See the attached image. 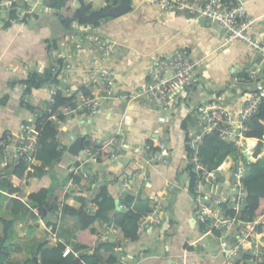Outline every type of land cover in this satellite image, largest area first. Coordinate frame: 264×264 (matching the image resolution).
Wrapping results in <instances>:
<instances>
[{
  "label": "crops",
  "instance_id": "0c3cea01",
  "mask_svg": "<svg viewBox=\"0 0 264 264\" xmlns=\"http://www.w3.org/2000/svg\"><path fill=\"white\" fill-rule=\"evenodd\" d=\"M40 1H17L12 6L21 8L20 13L17 11L16 20L11 18L9 11H0V138L7 134L12 137L9 159H14V145L24 123L33 114L32 110L22 105L23 96L31 107L38 110L47 107L50 90L56 85L67 96L83 93L87 89L90 95L100 97L104 95V88L88 80L87 69L103 66L114 71V97L104 99L95 109L85 108L72 113L61 126V144L67 147L62 158L44 161L36 155V148L30 170L19 185L13 183L18 190L6 192L9 186L5 182L1 188L4 194L8 199L22 200L17 195L29 199L31 193L42 188L52 189L55 195L61 190L64 197L60 202L80 208L84 202L87 205L92 203L107 187L115 197V205L117 199L121 205L126 195H132L123 189V180L139 181L141 186L137 195H132H135L132 208L145 217L152 211L150 199L155 198L165 204V211L161 224L145 227L144 230L141 227L137 240H122L123 249L119 255L126 264H230L220 248L219 238L206 233L197 220L196 206L189 190L192 176L188 163V140L198 129L197 109L204 104L218 102L235 118L238 117L253 82L236 79L248 74L252 68L258 69L257 77H264L263 56L241 41L226 44V32L216 21L196 18L189 12L171 11L150 0H130L126 13L107 17L98 26L113 43L112 54L104 58L101 50L89 51L90 34L76 32L73 37V29L67 28L69 31L60 30L55 35L53 21L46 17L40 23L31 25L28 18L34 21L38 18L34 15L53 10ZM85 1L87 5H93L88 11L100 10L109 3V0ZM34 5L37 6L32 13L27 7ZM245 8L255 19L252 33L264 44V0H245ZM19 14L25 18L22 20ZM78 43L84 48L77 50ZM182 47L190 49L193 59H203L199 67V84L178 88L164 105L118 97L145 87L158 61ZM58 53L68 59L71 70H65ZM33 72L41 77L46 73L54 77L33 88L29 95H23L26 87L21 81ZM117 133L122 143L120 153L115 158H103L92 167L96 178L83 181L77 194L67 195L64 187L69 179V167L76 160V156L69 152V146L79 136L87 141L90 138H108ZM161 142L169 149L170 157L165 162H150L151 151L156 146L159 149ZM238 145L236 143L238 159L228 155L223 160L225 165L221 173L223 185L220 195L228 198L226 202L229 205L234 198L229 177L236 163L239 160L255 162L264 159V136L262 139L242 136ZM3 160L4 157L1 168ZM2 170L5 175V169ZM8 199L3 200L2 212L7 210ZM26 209L14 221L17 236L12 241L14 248L9 264L16 259L15 256L23 259L15 264H26L29 258H33L34 247L39 240L42 243L46 242L45 238L47 241H60L48 237L55 223L57 227L53 231L61 242L79 254L85 253L77 249L80 236L87 240L95 233L99 240L107 235L104 224L99 222L83 228L78 220L63 213L59 218L46 214L43 217ZM109 226L114 230L109 231L112 232L109 239L120 240L121 230L112 223ZM2 232L3 225L0 223V235ZM98 254L107 259L112 252L99 250Z\"/></svg>",
  "mask_w": 264,
  "mask_h": 264
},
{
  "label": "built area",
  "instance_id": "2783aa9c",
  "mask_svg": "<svg viewBox=\"0 0 264 264\" xmlns=\"http://www.w3.org/2000/svg\"><path fill=\"white\" fill-rule=\"evenodd\" d=\"M17 1L19 0H0V11L8 13ZM150 1L171 11L189 12L196 18L216 21L226 32V44H234L239 41L244 42L249 45L251 49L260 53L264 58V44L261 39L257 38L252 33L255 19L247 13L245 0ZM36 6L37 5L32 7L28 6L27 9L33 13ZM72 29L73 32L71 35L73 37L76 32L80 34H90L88 49L91 53L101 50L103 51L104 58L112 54L113 43L102 34L98 26L88 23L82 24L76 20L73 22ZM93 29L95 30L94 32H92ZM83 48L84 46L81 43L76 45L77 50ZM57 57L64 62L65 70H71V64L62 53H58ZM202 64L203 59L195 60L192 58L189 48H179L170 56H166L158 61L153 70L151 80L145 87L131 94L119 95L118 97L127 98L129 100H141L154 105H164L168 102L171 94L178 88H190L200 83L201 74L199 72V67ZM257 74L258 69L252 68L248 74L238 77L236 80L253 82ZM87 77L91 83L100 84L104 88V95L94 97L84 93L78 94L74 101L75 107L73 109L63 107L57 112H52L50 119L57 125L63 126L66 121L70 119L71 114L78 110L85 108L95 109L102 104L104 99L114 97V71L112 68L96 66L87 69ZM59 90H61L59 85H56L50 90L48 104L54 102L55 96ZM263 98L264 83L261 86H257L254 92L248 93L246 103L237 118H235L225 106L215 101L200 106L197 109L198 129L196 133L190 135L188 140V145L190 147L188 163L191 167V171L195 173L197 178L194 193H191L192 200L196 206L197 220L201 225L205 226L204 230L206 233L215 235L219 238L220 248L222 252L225 253L227 259H229L230 264H262L264 262V233L259 230V226L264 225V210L251 220H243L241 217L242 208L247 195L243 183L246 163L243 160H239L236 163L229 177H234V183L230 184V188L232 193H235V196L228 207L224 208L221 206L222 203H225L228 199L220 195L223 185L221 183V173L223 172L225 162H221L216 168H212L204 163L200 153V145L207 134L214 132H218L219 136L223 139L235 141L238 145L241 137L245 136L244 132L247 130L246 123L256 114ZM48 110L52 111L51 108ZM39 115L40 113L38 111L33 112L32 118L24 123L23 129L14 145V159L18 160L22 158L27 164V171L30 170L33 164L34 154L39 143L40 132L36 127V118ZM61 116H64L65 119L61 118ZM11 141L12 137L9 134L0 138V148L6 154L2 163V168L4 169L10 166L8 164L10 160H12L9 159ZM84 142L82 151L76 156L75 162L69 167V179L64 187L65 193L77 194L82 187L83 181L96 178V175L92 172V167L99 164L105 157L110 156L115 158L122 149L119 133L108 138H90L87 139V141L84 140ZM103 154L104 156H102ZM169 157V149L161 142L158 150L151 151L149 161L165 162ZM247 162L249 163V161ZM76 176L80 179L77 180ZM140 186L141 183L139 181H130L129 178L124 179L122 182L123 189L132 193V195H137ZM17 197L22 199L27 208L33 211V213L37 216L41 215L38 209L30 205L28 199L19 195H17ZM63 203H65V201H63ZM120 207L121 209L126 208L124 204H121ZM88 208L89 210H94L96 209V205L90 203ZM150 208L152 210L151 213L142 217L140 220V228L142 227L143 230L145 227L152 228L154 224L159 225L163 221L165 204L159 199L151 198ZM230 209L235 213L229 214L228 211ZM60 215H62V210H60L59 214L56 216L59 218ZM103 227L107 231V235L106 237H100V234L99 237L101 240H107L109 239V233L112 234V232L109 231L114 232V230L107 223H105ZM233 229L235 233H232ZM216 232H218L219 235H217ZM48 237L51 240L62 241L58 237L56 231L52 229ZM68 249L74 252L76 256H79V253L72 250V248L68 247ZM117 251L120 253L121 248L118 247ZM244 253L249 255L246 260H242L244 259ZM119 260L122 264H126L125 259H122V255Z\"/></svg>",
  "mask_w": 264,
  "mask_h": 264
},
{
  "label": "trees",
  "instance_id": "16d2710c",
  "mask_svg": "<svg viewBox=\"0 0 264 264\" xmlns=\"http://www.w3.org/2000/svg\"><path fill=\"white\" fill-rule=\"evenodd\" d=\"M121 0H109V3L101 8V11L107 10L111 4L120 3ZM130 1V0H128ZM75 2L76 0H57L55 6H53L52 11H57L62 18H65L75 12ZM89 10L93 8L90 3L87 5ZM51 8V9H52ZM11 18L18 19L17 9L13 7L9 10ZM38 14L34 15L37 17ZM109 17V16H107ZM104 17L98 21L94 26L101 25V21L106 19ZM79 23L86 24L83 20H78ZM67 28L72 30L73 22L66 23ZM54 76L50 73H46L45 76L41 77L37 72L31 73L26 79L21 82L25 85L23 95H29L33 88L41 86L43 82ZM83 93L90 95V91L87 89L83 90ZM77 92L70 96L64 94L62 90H59L55 96V100L51 104H47V107L43 109H36L30 106L29 102L22 98V105L26 106L33 112L38 111L40 115L36 118V127L40 132L39 143L37 146L36 155L43 159L44 161H57L66 152L67 147L61 144L60 136L62 133L61 126L57 125L50 116L52 112H57L60 108L69 107L73 109L75 107L74 101L77 98ZM51 108L52 111L48 109ZM61 118L65 119L64 116ZM247 130L245 135L247 137H256L262 139L264 136V98L259 106L256 114L246 123ZM85 143V142H84ZM39 148V150H38ZM236 143L227 139H223L219 136L218 132L207 134L200 145V153L204 163L208 164L212 168H216L228 155H233L238 159V150ZM153 150H158L157 146ZM6 154L0 148V223L3 225V232L0 235V264H9V258L13 251V240L17 236L15 231L14 221L16 218L23 215V211L27 210L26 204L17 198H9L4 194L1 189L3 183L7 182L8 193H13L18 190V188L13 187V183L20 184L22 179L26 176L27 164L20 159L10 160V166L5 169V175L2 173L1 161ZM104 156V154L102 155ZM246 169L243 176V183L247 191L245 202L242 208L241 217L243 220H251L259 213L264 210V159H259L255 162H246ZM192 176L190 184V192L194 193L196 175L191 171ZM30 173L28 174V176ZM76 179L80 178L76 176ZM5 186V187H7ZM68 193L67 195H70ZM64 197V193L60 190L56 195L53 193L52 189L42 188L38 192H33L29 195L28 202L34 208H37L41 215L45 217L44 211H46V216L58 215L60 210L64 216H71L78 220L83 228H88L94 223H102L112 225L116 229H120L122 237L120 240L107 239L98 240L95 233L91 235L87 240L80 236L78 240L77 249L84 250L85 253H80L76 256L74 252H71L67 246L61 241H46L42 243L39 256L40 261L38 264H122L120 262V253L117 248L123 249V239L137 240L140 233V220L142 215L132 208L134 202V196L128 194L123 199L121 204H124L126 208L121 210L116 209L115 197L109 192L107 187H104L101 192L97 195L92 203L96 205V209L89 210V205L83 203L80 208H74L67 203L60 202V199ZM8 199V205L6 212H2L3 200ZM10 200V201H9ZM228 202L222 203L221 206L224 208L228 207ZM229 214H234L235 212L230 209ZM50 224V223H49ZM57 223L53 225V230H55ZM205 226L202 225V228ZM260 231H264V225L259 226ZM219 235L218 232H216ZM99 250H108L112 254L104 259L103 256L99 255ZM264 251V246H263ZM116 254V255H115ZM248 254H243L242 260H246ZM26 264H35L33 258H29ZM264 264V262L262 263Z\"/></svg>",
  "mask_w": 264,
  "mask_h": 264
},
{
  "label": "water",
  "instance_id": "95a60500",
  "mask_svg": "<svg viewBox=\"0 0 264 264\" xmlns=\"http://www.w3.org/2000/svg\"><path fill=\"white\" fill-rule=\"evenodd\" d=\"M41 1L49 9L55 6L57 3V0H41ZM16 8L18 13H20L21 8L20 7H16ZM75 8H76L75 12L65 18H62V16L57 11L46 10L38 14V18L34 21L28 18V22L31 25H33L36 23H40L41 20L44 17H46L51 21H53L52 31L56 35L59 33L60 30L69 31L65 25V22L70 23V22H75L76 20H83L88 24L96 25L98 21L104 17L107 16L116 17L122 15L123 13H126L130 8V4L128 0H121L120 3L110 6L105 11H100L99 9H93L91 11H88V6L85 0H76ZM19 15L22 20L25 18L23 15L21 14ZM263 83H264L263 76L256 77L253 81V86L248 89V92H254L257 89V86H261L263 85ZM83 142H84V138L82 136L77 137L75 141L69 146V152L74 156H78L83 149ZM246 158L249 160L248 157ZM249 163H251L250 160ZM116 209L121 210L119 199L116 200ZM44 213L46 214V211H44ZM44 241H47V239L45 238ZM41 243H42L41 240H39L36 246L34 247L33 261L35 264H38V254Z\"/></svg>",
  "mask_w": 264,
  "mask_h": 264
},
{
  "label": "rangeland",
  "instance_id": "374dc122",
  "mask_svg": "<svg viewBox=\"0 0 264 264\" xmlns=\"http://www.w3.org/2000/svg\"><path fill=\"white\" fill-rule=\"evenodd\" d=\"M94 1L97 2V0H94ZM230 180H231V183L233 184L234 183V177H231ZM232 194H233V196H235V193H232ZM15 257H16V259H12V261H10V264H15L16 262L23 260V259H17L18 256H15Z\"/></svg>",
  "mask_w": 264,
  "mask_h": 264
}]
</instances>
